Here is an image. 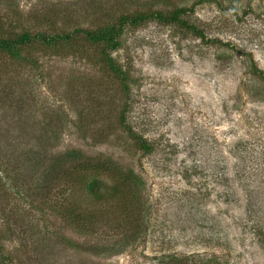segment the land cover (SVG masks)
Wrapping results in <instances>:
<instances>
[{
  "label": "rangeland",
  "instance_id": "obj_1",
  "mask_svg": "<svg viewBox=\"0 0 264 264\" xmlns=\"http://www.w3.org/2000/svg\"><path fill=\"white\" fill-rule=\"evenodd\" d=\"M178 8L204 38L149 19L115 50L0 52V264H264V0H0V38ZM71 148L132 170L130 200L51 181ZM72 203L83 221L62 216Z\"/></svg>",
  "mask_w": 264,
  "mask_h": 264
},
{
  "label": "trees",
  "instance_id": "obj_2",
  "mask_svg": "<svg viewBox=\"0 0 264 264\" xmlns=\"http://www.w3.org/2000/svg\"><path fill=\"white\" fill-rule=\"evenodd\" d=\"M187 11L188 10L185 8H178L168 13L155 11L144 15L139 14L133 16L131 19L122 17L118 23L116 22L110 25L104 24L93 31L75 29L73 33L70 34L46 35L44 33H37L32 35L24 33L15 38H0V52L6 53L11 58H18L20 57L22 48L30 44L38 43L42 47L54 48L56 46L68 44L75 36H81L90 43L102 45L106 50H115L119 46V36L125 26H137L149 19H154L161 23H178L190 28L193 33L200 38H204L200 31L192 26L189 27V25L185 24L180 19ZM103 55L108 63L109 69L120 78L121 84L127 88L128 77L107 53ZM260 72L261 71L258 73ZM124 115L125 111L120 115V124L123 128H125ZM126 129L130 132L128 127ZM133 138L138 142L140 150L144 153L150 151L149 144L143 138L137 135H133ZM109 159L110 158H105L102 154L89 156L81 149L71 148L57 156L51 157L46 172L51 181L59 177L63 182L67 183L72 190L74 189L69 193L71 197L74 196V191L80 190V192H85L88 197L94 201L105 200L107 202V200L109 201L114 198L130 200L129 196H131L132 184H135L137 181L136 175H134L132 170H121L118 172L115 169L111 170L109 167ZM112 177L111 185L107 186L103 180H110ZM72 204V207L66 209L62 213V216L68 220L80 221V218L82 219L80 209L75 203ZM1 250L0 247V251ZM6 258L7 257H5L4 260H6Z\"/></svg>",
  "mask_w": 264,
  "mask_h": 264
}]
</instances>
